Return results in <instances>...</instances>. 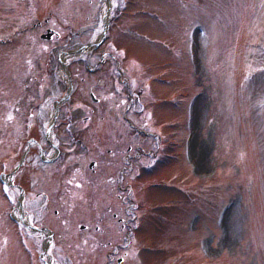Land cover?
I'll list each match as a JSON object with an SVG mask.
<instances>
[{"label":"rangeland","instance_id":"rangeland-1","mask_svg":"<svg viewBox=\"0 0 264 264\" xmlns=\"http://www.w3.org/2000/svg\"><path fill=\"white\" fill-rule=\"evenodd\" d=\"M106 5L0 0V264H264V0H110L98 51L113 45L116 71L72 62L50 145L66 82L43 44L69 28L94 39ZM45 16L58 42L19 33ZM30 138L41 151L31 143L12 181L25 219L52 234L21 224L19 188L1 178ZM127 216L131 236L109 237Z\"/></svg>","mask_w":264,"mask_h":264},{"label":"flooded vegetation","instance_id":"flooded-vegetation-1","mask_svg":"<svg viewBox=\"0 0 264 264\" xmlns=\"http://www.w3.org/2000/svg\"><path fill=\"white\" fill-rule=\"evenodd\" d=\"M101 18H102V21H101L102 27H101L100 32L103 30V14L101 15ZM40 27H44L43 31L38 32V34H36L37 31L32 33L34 30H37V28H40ZM25 28H26V30H25ZM25 28H23V27L20 28L19 33H23L24 31L31 30L32 32L30 34V40L34 44H38L39 40H40V42L41 41L42 42H44V41L45 42H47V41L48 42H50V41L58 42V40H60V37H61L60 32L58 31V29L56 27V22L54 20H51L49 16H45L43 18V20L34 22L31 26H26ZM72 38H73L72 30L69 28L68 33H66L65 41L62 43L61 47H55V45L50 46V45L43 44V48H42L43 53H45L47 55V57H46L47 62L46 63H48L49 60H54L56 65L59 68H61V63L63 62L65 68L67 69L66 75H68L70 77H71L70 66L72 65L73 61H77V60H83L84 67L88 71L89 70L96 71L97 69H99L100 67L105 66V65L108 67V69L110 71H113V72L116 71L115 65H114V59H115L116 51H114L113 45H110V46L108 45L107 48H105L101 51H98V49L101 46H103L104 43L106 42V38L98 46L92 48L91 50L82 49L79 52H77L76 54H72V51L77 49V48L79 49V48L83 47L85 44L94 40L96 37L94 39L88 41V42L87 41L86 42H72ZM11 39H12V37L0 38V42L2 44L8 43L11 41ZM24 47H25V50H22V51H26L29 53L28 57L25 59L24 64L33 65L35 63V61L37 60V55H38L39 49L33 45L29 46V47H26V46H24ZM55 48L57 49L56 53H54ZM61 55H64V58H61ZM72 92H73V90L70 92L69 96H67L66 99H64V101L61 102V104L59 105V108H62L63 106L66 107L67 103H69V101H70ZM64 95H65V92L63 91L61 94L55 96L54 100H53V106H54V102L57 100H60ZM95 102H96V100H95ZM115 107H116V109H119V108L123 109L124 108V107L119 106V105L115 106ZM59 114H60V110H58V112H57L56 119L53 123V126L55 125L57 117L59 116ZM119 114L120 113H118V114L116 113V115H118V118H119ZM70 115H71L70 112H66V114H65L67 125H70L72 123ZM87 118H88V116H86L84 119H87ZM113 125H115V124H113ZM143 126H145V124H143ZM130 149H131V146H127V148L125 150H130ZM107 150H108V152L113 150V153L114 152L116 153L118 148H116V147L115 148H108ZM122 150H123V148H122ZM128 154L129 153H125V155H128ZM93 162H95V161H93ZM131 170H132V168L125 170V172L130 173ZM101 175L103 176V174H101ZM99 176H100V174H99ZM103 179L104 178L101 177V181H103ZM112 181L113 180L111 179L110 182H112ZM104 183H105V179H104ZM107 194H108V192H107ZM110 206H107L106 208H110ZM119 207L120 206H117V208H119ZM125 208H126V209H124L125 213L128 214V211L130 210V208L128 206ZM116 210L117 211L112 212V214H111L112 218H116L117 212L119 211L118 209H116ZM103 219H105V218L103 217ZM122 219H123V221H122ZM117 221L120 222L119 223L120 226L118 228L116 227V225H113L112 223L109 224L111 227V233H110L109 237H118L120 229L121 230L124 229L125 232L123 234L127 235L129 228H127L126 226H128V223L130 221L129 217L127 216L126 218H117ZM97 227H98V225L96 224L95 228L97 229ZM102 230L104 232L105 228ZM103 234L99 235L98 237H103ZM90 237H92V235ZM93 237H95V236H93ZM109 261H113V258L108 259L106 261V264L109 263Z\"/></svg>","mask_w":264,"mask_h":264},{"label":"water","instance_id":"water-1","mask_svg":"<svg viewBox=\"0 0 264 264\" xmlns=\"http://www.w3.org/2000/svg\"><path fill=\"white\" fill-rule=\"evenodd\" d=\"M109 1H110V0H107V3H109ZM107 21H108V12L106 13V16H105L103 31H102V33L97 37V39H96L94 42H91V43L85 45L84 47H81V48H79V49L73 50L72 53L78 52V51H80V50H82V49H84V48L90 49V48H92V47L97 46L98 44H100V43L103 41L104 36H105V33H106V29H107ZM71 87H72V85H71V81H70V78H68V91H67L66 95H68V92L70 91ZM59 102H60V101H57V102L55 103V114H54V116H53L51 122H52V121L54 120V118H55V115H56V112H57V109H58ZM50 128H51V125L49 126L48 131H50ZM27 150H28V149H26L25 153L27 152ZM25 153H24V155L22 156V158L20 159V162L18 163L17 167H15V169H17V168L19 167V165L22 163V161H23V159H24V156H25ZM93 165H94V163H91V164H90V166H93ZM15 169H13V171H14ZM13 171H11L10 173H8L7 176L10 177V176L12 175ZM22 199H23V189L20 188V193H19V198H18V203H19V206H20V207L22 206ZM20 219H21V221H22L25 225H27V226L30 227V228L47 230V229H45V228H36V227H33V226L28 222V220L25 219V218L23 217L22 214H21V216H20ZM43 252H45V251H43ZM46 264H50V262L47 260V261H46Z\"/></svg>","mask_w":264,"mask_h":264}]
</instances>
